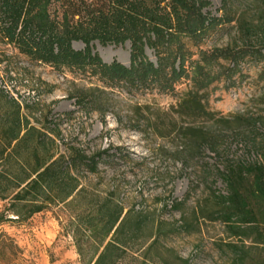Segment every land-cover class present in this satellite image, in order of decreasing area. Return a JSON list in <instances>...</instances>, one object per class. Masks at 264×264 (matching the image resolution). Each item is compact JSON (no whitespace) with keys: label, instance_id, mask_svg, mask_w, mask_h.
I'll use <instances>...</instances> for the list:
<instances>
[{"label":"trees","instance_id":"obj_1","mask_svg":"<svg viewBox=\"0 0 264 264\" xmlns=\"http://www.w3.org/2000/svg\"><path fill=\"white\" fill-rule=\"evenodd\" d=\"M53 2L58 3L60 19L49 11ZM222 2L227 8V0ZM206 5L203 0H0V42L30 62L56 67L94 62L107 73L131 77L155 74L170 65V73L178 75L185 73L191 57L185 40L199 39L232 21L226 18L227 12L222 20L206 15L202 11ZM242 32L251 38L249 25ZM74 40L82 42L84 49H73ZM92 41H128L129 67L101 62L91 53ZM145 47L155 55L156 66L147 60ZM211 52H199V59L188 65L193 71L199 62L206 67L213 55L215 60H228L231 65L226 69L235 73L244 51L226 47ZM96 91L92 90L93 96ZM176 109L186 117H214L196 91L185 92ZM50 114L49 110L44 117L37 101L20 100L0 86V224H24L36 214L57 208L61 228L78 255L87 252L84 264H169L159 253L160 246L165 248L160 239L175 233V225L142 206H126L118 186H93L102 152L88 153L65 142L59 123L54 116L48 118ZM216 121L230 122L225 117ZM233 122L237 124L239 116ZM248 131L253 140L260 137L264 142V134ZM177 135L193 155L207 149L219 157L216 140L201 128L182 126ZM260 143L259 139L250 145L258 148ZM257 154L254 162L233 158L218 162L216 178L223 183L224 193L210 195L213 208L206 215L196 208L193 221L178 226H197L202 218L219 222L225 238L214 243L221 264H264V147ZM185 201L172 202L171 208L180 211ZM17 249L14 239L0 230V264H16ZM176 259L178 264H191L188 258L177 255Z\"/></svg>","mask_w":264,"mask_h":264},{"label":"rangeland","instance_id":"obj_2","mask_svg":"<svg viewBox=\"0 0 264 264\" xmlns=\"http://www.w3.org/2000/svg\"><path fill=\"white\" fill-rule=\"evenodd\" d=\"M203 1L207 2L203 13L222 20L227 12L226 18L232 21L210 29L199 39L185 40L191 53L188 62L192 65L197 61L199 52L240 49L244 51L243 60L235 73L226 69L231 65L228 60H215L214 52L211 64L204 67L199 62L195 71L187 62L185 73L178 75L171 74V66L166 65L155 74L135 73L130 77L107 73L94 62L60 67L30 62L0 42V86L20 100L37 101L44 117L50 110L48 118L54 116L57 120L65 142L88 153L102 152L100 173L91 184L99 189L118 186L126 206H142L154 217L175 225V233L161 235L160 239L165 248L160 246L159 253L169 264H178L177 255L188 258L191 264H221L214 243L225 238L219 222L202 218L197 226H178L190 224L196 208H202L201 214L206 215L213 208L210 195L224 193L223 183L216 178L218 162L225 158L254 162L257 150L264 147L260 137V147H252L250 144L257 141L247 135L249 129L264 134V0H227V8L222 0ZM49 11L60 19L57 2L50 5ZM244 25L251 28L250 39L242 32ZM71 45L75 50L84 49L80 41L74 40ZM90 46L101 62L129 67L128 41H92ZM145 55L157 65L151 49L145 47ZM93 89L97 90L94 96ZM187 91L198 92L213 120L176 113L177 102ZM35 116L40 118L38 112ZM235 116H239L237 124L233 122ZM219 117L230 122L216 121ZM186 125L212 136L219 157L207 149L194 156L186 141L177 135V129ZM184 199L180 211L171 208L172 202ZM2 205L0 201V210ZM57 213L53 208L24 224H0V230L18 246L16 264L85 263L87 252L78 255Z\"/></svg>","mask_w":264,"mask_h":264}]
</instances>
